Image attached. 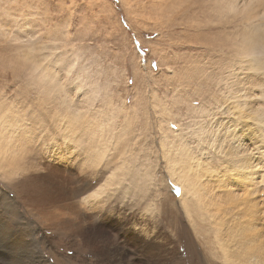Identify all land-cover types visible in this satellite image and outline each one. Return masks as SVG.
Here are the masks:
<instances>
[{
    "label": "rangeland",
    "instance_id": "374dc122",
    "mask_svg": "<svg viewBox=\"0 0 264 264\" xmlns=\"http://www.w3.org/2000/svg\"><path fill=\"white\" fill-rule=\"evenodd\" d=\"M239 1L0 0V114L29 139L28 173L50 198L0 170V264H227L174 180L218 175L208 131L251 123L236 87L246 74L260 78L253 96L264 87V44L249 48L264 16L246 13L264 0ZM53 140L55 160L42 150Z\"/></svg>",
    "mask_w": 264,
    "mask_h": 264
},
{
    "label": "bare ground",
    "instance_id": "6f19581e",
    "mask_svg": "<svg viewBox=\"0 0 264 264\" xmlns=\"http://www.w3.org/2000/svg\"><path fill=\"white\" fill-rule=\"evenodd\" d=\"M240 2L241 0L237 3L239 4ZM247 2L250 1L247 0ZM243 3L244 1L242 2V5L244 6L249 5L246 3V1L244 4ZM232 7L238 9L239 11L243 10L241 6L238 7V5L235 4H232ZM246 13L247 19L251 17L255 20L258 16H261L262 18L264 16V1L261 3L260 7L257 6L255 9L251 8L250 10H247ZM261 20L263 25V19H260V21ZM250 21H245V23ZM258 27H261V29L264 30L262 26L257 25L256 28ZM259 32L255 33L253 39L249 42V48L252 47L253 50H255L254 47H258V49H260L262 46H264H261V44H264L262 40L264 37H261V33L259 34ZM262 33H264V31ZM261 50L262 49H260V51ZM40 68H42V66H40ZM40 70L42 71L45 69L43 68ZM46 71L47 70H45V72L43 71V73H46ZM259 82L260 78L253 74L240 76L237 80L238 85H241L242 87L247 86L245 89L244 87L239 88V86H237L236 90L241 91L242 89V94L246 96V99L248 100L244 101L242 110L246 115H251L250 119H246V121L250 120L251 123H222V128L217 125L218 123H216L215 127L220 128L217 129L218 136H215L216 130H214L215 132L213 130L208 131L210 139L209 143H207V147L209 149L211 148L216 153H214L215 156L217 155L223 159L222 164L220 165V167L223 168V171L218 172V175H216V172L213 174L203 172L201 168H195L191 170L190 176L194 179L188 183L192 185L190 188H186L184 183L179 179L174 180V184L179 185L183 191L181 199H184L188 193L195 195L199 204H201L202 208L204 207V210H206L205 212L207 213V216L211 219L210 223L212 226H214L216 231V243L218 244V247L220 246L221 249L225 251L224 258L227 264H264V199L259 200L258 202L253 200V194L255 193V190L259 188L258 185L261 186L260 188L264 192V87L261 90L257 89V92H254V96L253 92L250 93V87L258 85ZM258 95H260L263 100L260 103L261 106L259 105L257 108L255 107L253 100L254 97ZM18 125L11 123V120H6V118H4V114H0L1 173L4 174V177L8 178H10L9 173L12 174L11 176L16 174L17 177H19V179H15L17 180L15 182L16 188L24 183L27 186L29 192L35 193V199L38 201L44 200L43 204H45L46 199L49 197L47 196L46 192L44 193L41 191V188H39V185L37 184V180H39L41 176L37 177L36 175H31V178L30 173H28L29 170H34L35 163L33 164V162H31L33 160H29L32 158V156H30V158L27 157L28 159L25 157V154H27L26 149L28 147L30 148L31 146L26 145V143L29 142L27 136L23 144L20 142V135L23 133H20V127ZM15 126H17L18 130L14 129L16 128ZM198 129L199 127L195 128L196 135L198 133ZM202 129L203 127L200 128V130ZM35 133H33V135H35ZM201 141H204V139H199V142ZM40 142L43 144L42 140H40ZM32 144L34 145V143ZM89 145H91L90 142ZM36 147L38 146L36 145ZM45 147V149H40L46 152L48 159L49 157L51 158L53 156V159L55 160L57 158L55 156H59L60 146L57 141L55 142L53 140V142L45 144ZM48 148L50 149L48 150ZM39 152L41 151L39 150ZM205 152V157H211V154L209 155L208 151ZM35 154H37V151ZM33 157H36V155ZM50 162L51 159L47 161V163L44 162V167L49 168L51 172L57 171L59 167H50ZM48 163H50V165H48ZM198 163L199 164L195 163V165L205 168V163L201 161H198ZM45 170L47 171V169ZM45 175L44 177H46ZM208 175L211 180H208ZM210 175H216L217 178H212ZM46 178L49 179L50 176ZM200 178H202V180L205 179L204 186H201L202 180L200 181ZM198 180L199 184L197 182ZM68 206L72 209V212L79 210L76 204H69ZM81 214L83 215L82 218L87 216L83 211Z\"/></svg>",
    "mask_w": 264,
    "mask_h": 264
}]
</instances>
